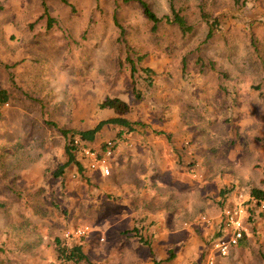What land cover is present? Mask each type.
<instances>
[{"label":"rangeland","instance_id":"rangeland-1","mask_svg":"<svg viewBox=\"0 0 264 264\" xmlns=\"http://www.w3.org/2000/svg\"><path fill=\"white\" fill-rule=\"evenodd\" d=\"M182 1L191 7L195 25L184 43L177 29L168 24L152 33L135 1L0 0V88L10 94L0 117V238L5 237L6 221L21 224L23 214L18 203H45L47 214L41 222L53 236L57 224L52 191L59 199L60 191L70 189L71 204L65 206L69 211L75 203L87 202L81 190L75 191L77 185L78 189L90 188L93 201L105 203L95 211L82 209L79 213L80 225L88 224L91 231L85 239L90 260L84 264H153L142 249L123 247L117 239L125 225L119 223L117 215L121 192L108 187L116 185L109 179L112 173L101 177L95 170L91 181L80 178L75 169L68 170L63 178L50 174L63 157L66 137L60 128L91 126L111 115L110 110L98 105L109 94L130 103L132 118L164 129L171 133L173 142L185 144L186 161H200L204 156L209 160L208 164L201 163L203 175L195 177L187 172L181 179L204 187L213 179L206 202L201 206L191 203L198 209L195 221H181V214L176 213L169 225L162 218L158 226L160 233L153 243L159 258L168 253L165 236L170 231L176 235L173 257L160 264H207L212 259V264H264V211H257L250 193L252 187H264V0ZM199 4L218 19L214 35L203 43L206 25L197 12ZM153 5L162 13L167 0H153ZM114 11L129 45L145 53L143 60L136 62L134 74L141 92L138 100L131 90L130 64L124 58L125 44L118 39ZM49 17L50 27L46 25ZM194 45L205 65L194 63L189 50ZM210 59L214 68L208 63ZM142 65L154 69L152 84L147 83ZM138 127L140 132L135 135L146 141L150 132ZM135 135L131 136L134 141ZM115 136V129L105 126L94 143L87 145L100 147ZM146 145L154 147L148 146V141ZM140 150L149 154L148 148ZM158 163H162L160 159ZM177 167L178 173L184 171ZM207 169L215 175L208 178ZM173 175L180 179L179 174ZM116 176L121 183L126 178ZM225 184L235 187L227 204L243 203L248 216L245 238L232 245L228 255L221 256L214 248L220 236L215 235L217 225L222 223V209L216 199L219 187ZM193 189H185V194L191 196ZM14 211L18 214L10 217ZM70 225L63 232L71 231ZM25 230V224L17 230L22 238ZM45 240L29 249L27 242L9 239L5 246L13 258L10 264H58L52 261V245ZM13 241L19 248L14 249ZM16 250L25 251V256L12 253ZM3 262L1 258L0 264Z\"/></svg>","mask_w":264,"mask_h":264},{"label":"trees","instance_id":"trees-1","mask_svg":"<svg viewBox=\"0 0 264 264\" xmlns=\"http://www.w3.org/2000/svg\"><path fill=\"white\" fill-rule=\"evenodd\" d=\"M62 1L67 2V0ZM127 1H135L138 3L141 8L142 14L150 23L149 30L152 33H157L161 29V26L163 24H168L171 27H175L177 29L179 35L184 39V43L187 41V38L191 37L192 33L194 32L195 25L192 22L190 16V12L192 11V9L182 0H167V9L162 13H159V11L154 7L153 0ZM235 1L237 2L238 0ZM197 12L199 16L205 21L206 25V30L201 40V43H203L209 40L214 35L218 19L210 12V10L205 5L199 4ZM113 15L114 22L119 28L118 39L124 42L126 47L124 58L130 64L131 90L134 94V98L138 100L141 98V92L136 86L134 74L137 70L136 62H141L145 56V53L141 54L138 52V50H135L131 45H129L126 39L125 28L121 23L118 22L117 14L115 13V11ZM48 20L49 21L46 23V25L50 27L51 18L49 17ZM196 46L200 48V44ZM196 46L194 45L193 47L189 48V50H191L190 53L194 54V63L198 66L205 65L202 53H198L196 55ZM254 49L257 50L256 44L254 45ZM208 63L212 68H214L215 63L212 61V59H210ZM182 67H185V57H183L182 59ZM141 69L146 74L147 83L152 84V74L154 73V69L152 67L144 65L141 66ZM223 76L224 75L222 73L221 77ZM220 84L223 86V81H220ZM9 99V91L6 88L1 87L0 117L2 112L1 107L3 106V104L7 103ZM98 105L100 108L110 110L111 115L105 118L98 119L91 126L82 128H60L61 133L66 137V141L63 146L62 159L60 160V162L55 164L53 168L50 169V174L53 177L63 178V175L68 170L75 169V171L80 175V178H84L87 179V181H91L92 178L90 176L95 170L90 169L85 159H83V157L79 154L81 145L94 143L97 134L105 126H111L115 129L116 136L110 139L114 141V147L115 149H117V147L120 145V140H128L129 137L140 132L138 130L139 125L144 127L145 129H148V132H150L151 137L154 138V136H158L160 139H162V141L164 140L165 144L161 146V149H163L165 145H168L167 149L172 154V159L175 161L177 166H183L185 171L189 172L193 176L198 177L199 175H203L201 163H203V161L206 164L209 163V160L206 159L205 156L203 159L200 158L201 162L198 160V158L186 161L184 159V151L186 145L178 147L171 140L170 132L164 129L155 128L154 126L152 127L138 118H132L129 115L131 111V105L128 101L117 95L106 94L98 103ZM199 134L200 136L203 135L202 133ZM75 139L78 140L75 141ZM104 144L105 142L100 145V147H103ZM110 166V174L103 175L100 171L98 172L100 173L101 177H108L112 173V177H109V179H111L113 183H116V185L115 187H108L112 190H118L117 185L121 186L122 183L116 176L118 173L116 172L115 156L113 157ZM168 166L169 163L168 165H164L163 168H159L161 169L160 171H155L145 177L138 176V173L135 175H131L128 180L135 183V186L132 185V187L130 188L132 192H129L127 188L123 186H121L122 191H119L121 192V195L118 204H122L121 199L123 197L132 195L134 197V200H137V205L140 208L138 210L139 213L132 214L131 217L129 215L125 218L120 219L119 223H122L125 226L122 227L123 229H120L121 235H118L117 239L120 240L121 245L123 247L130 245V247H132L134 250H136V248L142 249L143 253H145L147 257L152 259L153 264H160L163 261L169 260L173 257L174 253L173 244H175L174 242L176 240V235H174V233L170 231L167 237L165 236V244H167L168 246L167 255L162 258H159L157 256L158 254L153 241L156 236L158 237L160 233L158 226L161 223L162 218H164V223L169 225V223H171L172 216L176 213H180L182 218H180L181 221H195L198 209L192 208L191 203H196V205L201 206L204 202H206L205 196L206 194H208L210 186L213 182V179H209L205 187L204 185H199L198 183L196 185L199 186L192 185V187L190 183L191 181H182L179 178H175L174 175L171 173V170L168 169ZM134 167L135 166H133V168ZM207 172L208 178L210 176L215 175V173H210L208 169ZM127 187L130 186L128 185ZM133 187H135V189ZM75 188V191L77 190V192L79 190L82 191V196L84 199L87 200V202L75 203L74 209H69V211L66 209L65 206H70L71 204V198L69 197V195L71 194L70 189L66 188L64 189V191H60L62 192V194H60V196L58 195L59 199H57L56 193L52 191V211L55 214L54 219L56 221L57 228L59 227L58 230L56 228V231L53 236H51L50 233L47 234V232L50 231L48 227L43 225L41 222L42 217L47 214V210L45 209L46 207L44 206L45 203H18L22 208V221L21 224H19V222H15V220L6 221V223L3 225V233L5 237L0 238V259L4 258V262L1 264H10V262L13 260L12 255L10 258V255L8 254L10 252L5 246L9 239L22 240L23 242H27L29 244V249H32L34 246L37 247L43 239H46V244L52 245V250L54 254V258L52 259V261H57L58 264H84L89 262V254L85 249V239L89 236L91 231L79 237H66L64 236L63 232L65 229L64 227L66 225L69 226V224H71L70 226H72L73 228L79 226L80 223L78 218L80 215L79 213L80 211H82V209L84 210V212L93 209L95 211L97 206H103L105 203L93 201V199H91L92 195H90V188L87 189L80 187V189H78L77 185ZM189 188H194L192 190L191 196L187 195V193L185 194V189L189 190ZM234 188V185L226 184L219 187L216 201L217 203H219L221 209L226 207L227 203L231 201V194ZM250 193L252 195L251 199L254 200V206H256L255 203H257V200L264 195V187H252L250 189ZM194 197L195 199H193ZM55 200H58L60 202L57 203ZM179 203L188 204L183 207H180ZM157 212L161 214H157ZM251 213H253L252 209H250V215L248 218L250 220L253 219ZM16 214H18V212L16 213V211H14L9 216L13 217L16 216ZM24 224L27 230H25L24 237L22 238L19 232H17V230L20 227H24ZM252 227L253 226H251V229L253 230ZM180 229H182V227ZM223 233L224 232L222 230V223L220 221L219 225H217V231L215 232V235H221ZM215 235L212 236L214 237ZM245 236L246 233L244 232V235L238 241V243L241 242L245 238ZM134 240L136 244L132 245ZM13 244L15 246L14 249L19 248L20 246L19 243L15 241H13ZM17 251L19 250H16L12 253H14L15 255L19 254L24 256L26 254L25 251L20 253ZM228 253H226L225 255H221L220 253L218 254H220L221 256H226L228 255Z\"/></svg>","mask_w":264,"mask_h":264},{"label":"crops","instance_id":"crops-1","mask_svg":"<svg viewBox=\"0 0 264 264\" xmlns=\"http://www.w3.org/2000/svg\"><path fill=\"white\" fill-rule=\"evenodd\" d=\"M135 135V134H134ZM135 137H137L135 135ZM130 139L128 140H123L121 141L120 145L117 147V152L115 151V164H116V172L120 175V176H125L126 178L122 181V185L123 187L127 188V190L129 192H132L130 190V188L132 187V185H134L135 183L132 181H129L128 179L130 178L131 175H135L138 173V176L140 177H145L147 175H149L150 173H153L155 171H160V168H163L164 165H168V169H171V173L172 174H176L180 176V179H182L184 177L185 174H187V172L185 171L184 167L182 166V168L184 169L183 172L178 173V167L175 164V161L172 159V154L168 151L167 146L165 145L163 149H161V146L164 145L162 139L160 138H153L151 137V135H149V137H147L148 139L146 141L144 140H140L136 139V141L132 140V137H129ZM148 141V146L153 145L154 147H147L146 143ZM176 144V146L181 147L185 144L183 143H178L177 141L174 142ZM146 145V146H145ZM140 148H142V150H146L148 148L149 150V154L147 155L145 152L143 151L141 152ZM163 151V152H162ZM168 154V155H165ZM150 156V157H149ZM168 157L166 159V157ZM161 157V158H160ZM162 162V163H158V161ZM172 160V161H171ZM163 165V166H162ZM133 166H137V168H133ZM167 167V166H166ZM197 175V174H195ZM197 177V176H195ZM147 180V178H146ZM130 187H127V186ZM118 186V191L121 190V186ZM135 186V185H134ZM135 189V187H133ZM122 191V190H121ZM136 191V190H135ZM121 203L122 204H118V210H117V215L119 219L125 218L127 216L132 214H137L139 213V206L137 205V200H134V197L131 196H127V197H123L121 199ZM127 204V206H126Z\"/></svg>","mask_w":264,"mask_h":264},{"label":"built area","instance_id":"built-area-1","mask_svg":"<svg viewBox=\"0 0 264 264\" xmlns=\"http://www.w3.org/2000/svg\"><path fill=\"white\" fill-rule=\"evenodd\" d=\"M78 139H75L77 141ZM103 147H95L83 144L80 147L79 154L85 159L87 165L92 170H99L103 175H108L111 172L110 163L115 156L114 141L106 139ZM256 208L258 212L264 211V195L257 200ZM248 216V209L243 203L235 202L227 204L222 209V230L223 234L214 241V248L221 254L228 253L230 247L238 243L244 235L247 228L245 219ZM202 218H205L203 215ZM90 231L88 224H82L71 231L64 232V236H82ZM212 260L207 264H212ZM106 264V263H103Z\"/></svg>","mask_w":264,"mask_h":264}]
</instances>
